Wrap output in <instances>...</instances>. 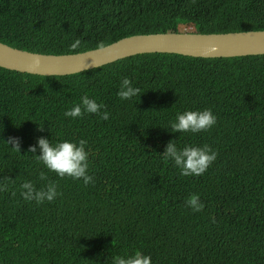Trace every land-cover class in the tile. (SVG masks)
<instances>
[{
    "label": "trees",
    "instance_id": "trees-1",
    "mask_svg": "<svg viewBox=\"0 0 264 264\" xmlns=\"http://www.w3.org/2000/svg\"><path fill=\"white\" fill-rule=\"evenodd\" d=\"M264 31V0H0V43L43 55L82 53L134 35ZM127 77L140 96H117ZM85 94L109 113L66 117ZM210 109L207 132L172 133L185 111ZM38 126L42 131H38ZM19 139L20 151L5 142ZM84 139L93 183L60 178L28 152ZM208 145L218 155L184 177L161 155ZM44 172L52 202L20 196ZM5 178L9 180H5ZM0 264H264V55L201 59L144 54L63 77L0 68ZM16 195L13 196L12 193ZM197 194L204 205L185 206Z\"/></svg>",
    "mask_w": 264,
    "mask_h": 264
},
{
    "label": "clouds",
    "instance_id": "clouds-1",
    "mask_svg": "<svg viewBox=\"0 0 264 264\" xmlns=\"http://www.w3.org/2000/svg\"><path fill=\"white\" fill-rule=\"evenodd\" d=\"M190 28L191 30L186 31L188 33H194L192 27ZM120 40L121 39L106 46L112 45ZM81 43L82 41L77 38L70 45V50L76 55H79L75 50L81 45ZM106 46L101 42L97 49L102 50ZM138 95L140 96V89L133 87L132 82L127 77L122 78L119 91L117 92L119 99L129 100ZM103 108V104L97 103L95 99H90L88 95L85 94L81 97L80 102L70 110L66 111L64 115L75 119L82 117L85 114H95L98 115L101 120L107 121L109 119V113L107 111L102 112L101 110ZM216 122L217 117L213 115L212 111L210 109H204L201 111H185L182 114H177L175 120L169 122V126L172 133L191 132L195 134L209 131L215 126ZM37 130L42 131L43 128L38 126ZM5 143L11 145L13 151H20L18 138L10 137ZM86 145L87 141L84 139L79 140L78 144L69 141L52 144L48 139L39 138L36 142V146H30L28 152L35 153L38 147L40 155L35 156V158L47 168L49 172L55 173L60 178L69 177L73 180H82L86 187L94 181V177L88 174L89 153L85 150ZM161 155L165 160H171L174 162V166L179 169L181 176L190 177L203 175L214 163L218 153L208 145H203L202 147L188 145L182 149H178L174 140L167 143L165 150ZM5 180L9 179L5 178ZM39 180L42 182L47 181V183L39 189H37L31 181L22 183L20 185V188L22 189L20 196L23 200L27 202L34 201L38 205L46 201L49 203L54 201L59 194L57 191V184L49 181L48 176L44 172H40ZM7 190V183L0 186V191ZM12 195L15 196L16 193L13 192ZM185 206L193 212L202 211L204 208V205L200 202V198L197 194L189 196L185 201ZM112 264H152V262L150 256L137 250L131 255L113 257Z\"/></svg>",
    "mask_w": 264,
    "mask_h": 264
},
{
    "label": "water",
    "instance_id": "water-1",
    "mask_svg": "<svg viewBox=\"0 0 264 264\" xmlns=\"http://www.w3.org/2000/svg\"><path fill=\"white\" fill-rule=\"evenodd\" d=\"M215 59L264 55V31L134 35L104 47L68 55H43L0 43V68L43 77H63L144 54Z\"/></svg>",
    "mask_w": 264,
    "mask_h": 264
},
{
    "label": "rangeland",
    "instance_id": "rangeland-1",
    "mask_svg": "<svg viewBox=\"0 0 264 264\" xmlns=\"http://www.w3.org/2000/svg\"><path fill=\"white\" fill-rule=\"evenodd\" d=\"M180 29L191 30L190 27H181Z\"/></svg>",
    "mask_w": 264,
    "mask_h": 264
}]
</instances>
